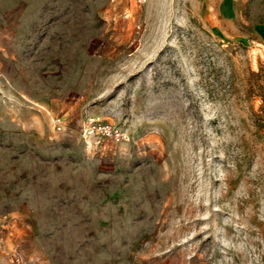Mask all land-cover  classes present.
I'll return each instance as SVG.
<instances>
[{
  "label": "rangeland",
  "instance_id": "374dc122",
  "mask_svg": "<svg viewBox=\"0 0 264 264\" xmlns=\"http://www.w3.org/2000/svg\"><path fill=\"white\" fill-rule=\"evenodd\" d=\"M259 85L264 0H0V264H264Z\"/></svg>",
  "mask_w": 264,
  "mask_h": 264
},
{
  "label": "built area",
  "instance_id": "2783aa9c",
  "mask_svg": "<svg viewBox=\"0 0 264 264\" xmlns=\"http://www.w3.org/2000/svg\"><path fill=\"white\" fill-rule=\"evenodd\" d=\"M85 133L98 134L101 137L121 140L124 138L123 132L116 126L106 122H98L94 118H89L86 123Z\"/></svg>",
  "mask_w": 264,
  "mask_h": 264
},
{
  "label": "trees",
  "instance_id": "16d2710c",
  "mask_svg": "<svg viewBox=\"0 0 264 264\" xmlns=\"http://www.w3.org/2000/svg\"><path fill=\"white\" fill-rule=\"evenodd\" d=\"M256 74H259L258 72ZM261 75V74H260ZM258 95L260 96L262 103L259 106V113H257L259 116L264 117V87L263 85H259V92Z\"/></svg>",
  "mask_w": 264,
  "mask_h": 264
}]
</instances>
